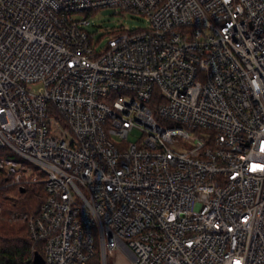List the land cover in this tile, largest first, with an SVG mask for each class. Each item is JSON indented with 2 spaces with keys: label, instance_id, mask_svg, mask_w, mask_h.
<instances>
[{
  "label": "built area",
  "instance_id": "built-area-1",
  "mask_svg": "<svg viewBox=\"0 0 264 264\" xmlns=\"http://www.w3.org/2000/svg\"><path fill=\"white\" fill-rule=\"evenodd\" d=\"M0 151L44 264H264V0H0Z\"/></svg>",
  "mask_w": 264,
  "mask_h": 264
},
{
  "label": "trees",
  "instance_id": "trees-1",
  "mask_svg": "<svg viewBox=\"0 0 264 264\" xmlns=\"http://www.w3.org/2000/svg\"><path fill=\"white\" fill-rule=\"evenodd\" d=\"M1 154L4 155L2 151ZM20 190L4 187L1 176L0 264H35V259L44 264L42 247L33 244L30 239L28 219L38 214L46 195L40 184L27 185L24 192Z\"/></svg>",
  "mask_w": 264,
  "mask_h": 264
},
{
  "label": "rangeland",
  "instance_id": "rangeland-1",
  "mask_svg": "<svg viewBox=\"0 0 264 264\" xmlns=\"http://www.w3.org/2000/svg\"><path fill=\"white\" fill-rule=\"evenodd\" d=\"M79 17H82L80 15ZM89 26H87V30L90 33H94L95 30H105V29H111V28H120L124 27L128 30H136V29H144L147 27L146 20L141 17L133 16L128 13H121L118 9H112V8H105L96 11L93 13L89 18ZM102 34H96L94 39L97 40L99 37H101ZM104 43H101V46H103ZM100 46V47H101ZM141 137V132L137 129H133L129 132L127 143H135L139 140ZM5 155V153H4ZM3 154L0 155V158L2 159ZM28 165H31L29 163H26ZM30 168V167H29ZM1 179V176H0ZM24 217L22 216V219ZM99 260V255L97 253L96 257L92 260L91 264H97ZM109 263H112V259L109 260Z\"/></svg>",
  "mask_w": 264,
  "mask_h": 264
},
{
  "label": "water",
  "instance_id": "water-1",
  "mask_svg": "<svg viewBox=\"0 0 264 264\" xmlns=\"http://www.w3.org/2000/svg\"><path fill=\"white\" fill-rule=\"evenodd\" d=\"M20 192H24V189H21ZM36 263H37V264H42V263H40V262L38 261V259H35V264H36Z\"/></svg>",
  "mask_w": 264,
  "mask_h": 264
}]
</instances>
